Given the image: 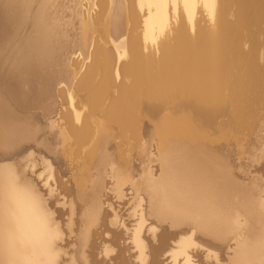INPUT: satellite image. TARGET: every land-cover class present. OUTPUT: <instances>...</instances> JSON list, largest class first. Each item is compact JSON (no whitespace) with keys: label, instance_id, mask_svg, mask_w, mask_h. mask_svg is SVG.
<instances>
[{"label":"bare ground","instance_id":"6f19581e","mask_svg":"<svg viewBox=\"0 0 264 264\" xmlns=\"http://www.w3.org/2000/svg\"><path fill=\"white\" fill-rule=\"evenodd\" d=\"M78 1L0 0V177L6 178L0 179V240L26 239L37 227L49 238L61 237L49 203L27 181L15 160L43 136L34 149L56 164L53 168L42 158L47 172L56 178L57 168L65 165V153L73 143L83 145L89 140L84 157L94 173L66 190L85 222L80 225L76 219H68V231L76 230L70 264L113 262L98 259L92 249L93 227L109 229L100 201L105 183L102 173L110 165L119 187L131 181L136 169L121 153L111 150L110 142L116 136L107 124L114 122L120 133L128 132L135 140L139 131L158 139V174L145 172L143 182H131L146 198L145 202L140 198L145 203L141 220L146 216L154 224L153 243L147 241L144 228L134 231L140 264H161L160 253L179 237L177 252L202 245L226 264H232L234 258L244 259L246 239L264 234V40L260 57V42L253 39L249 48L243 47L248 35L242 31L264 23V0H98L104 9L93 25L91 18L88 23L81 20L75 7ZM232 5L236 6V17L228 20ZM136 6L146 15L142 36L134 32L139 24ZM199 9L217 20L210 29L197 23ZM180 10L187 27L194 31L179 25L175 36L160 40L158 56L144 52L142 43L155 41L165 31L169 15L176 17ZM96 31L116 48L127 50L119 71L128 75L125 79L129 83L123 81L118 86L117 96L103 112L104 122L96 123L95 134L90 136L84 123L75 126V120L81 121L75 91L87 89L90 104L99 105L113 83L115 53L95 46L92 67L100 69L102 81L90 88L93 68L76 84L74 52L84 51ZM122 34L125 40L115 43ZM225 88L230 96L221 100L220 92ZM226 101L232 106L231 113ZM165 103L171 106L161 112ZM180 111L187 113L177 117ZM223 116L226 120L216 124ZM155 118L158 120L152 123ZM203 127L212 129V138L202 133ZM230 142L232 151L226 148ZM237 153L242 156L229 158ZM64 168L62 173L66 165ZM163 225L174 233L159 239L156 235ZM110 230L112 239L121 236V232ZM241 232L249 238H233ZM231 239H235V247L225 253ZM114 244L113 255L121 261L118 264H129L124 247ZM107 250L108 246L103 249ZM208 262L214 264L213 260ZM58 264H62L60 260Z\"/></svg>","mask_w":264,"mask_h":264},{"label":"rangeland","instance_id":"374dc122","mask_svg":"<svg viewBox=\"0 0 264 264\" xmlns=\"http://www.w3.org/2000/svg\"><path fill=\"white\" fill-rule=\"evenodd\" d=\"M75 3H76V1H75ZM105 3H108V2H105ZM75 5H76L75 7L78 6V9L80 11V12H78L79 13L78 15L79 16L81 15L80 18H83L81 20H84V21L86 20V22L88 23L87 19L91 18L89 20V22L91 21L92 25L94 23H96L93 19L96 20V18H98V15L101 14L103 11L101 9H104V8H102V4H100V2H98V0H79L78 3ZM235 9H236V6H234V5H232L231 8L229 9V12L227 14L228 20H233L236 17L235 16L236 15ZM136 11L139 13V24H138V27L136 28V30H134V32L142 36L143 32H144L143 20H144V17L146 15L143 14L137 6H136ZM170 12H171V10H170ZM106 13L107 12L105 11V14ZM79 16H78V19H79ZM196 19H197V23L200 26L205 27L207 29H210L211 25L217 21L215 19V17H211L204 10H200V9L197 10V12H196ZM92 21H93V23H92ZM179 25L186 26L187 30H190L191 32L194 31V28L191 29V28L187 27L189 25H187V21L185 20L184 15L180 10V11H178V14L176 17L169 15V21H168V25H167L165 31L163 33H160L157 36L155 41L154 40H146V42H144V44L142 43L143 51L144 52L150 51V52L154 53V55L156 54L158 56L160 54V50H159L160 40L163 39L164 37H167V36H170V37L175 36L176 31H177L176 28ZM76 27H77V25H76ZM76 30L77 29L75 28V33L78 34V30H77V32H76ZM243 33H247V35H248L247 40H245L242 44L243 47L249 48L251 46L252 40L257 39L260 42L259 43L260 47H259L257 52H258L259 56L262 57V55H263L262 40H264V23L255 24L251 28L243 30L242 34ZM92 35L94 36V38L90 37V43L88 44V46L86 47V49L84 51H82L80 49H75V52H74V58H75V64H76L75 72L77 74V75H75V79H76V84L78 83L77 86L81 83V80H83L85 78L86 74L91 70V68H93V70H92L93 72L91 75V79L89 77L90 82H88L89 83L88 86L91 88V86L93 87V85H95L94 82H96V84L99 85V82L102 81V78H101L102 76H100V69H99V71H97L98 68L96 69V67H92V65H93V63H92L93 62V54H94L95 46L101 45L105 48L106 47L110 48L113 51V53H115V58H114V70H113L114 75L112 76V78H113L112 82L113 83L110 85V87L107 91V95L104 96L103 100L99 103V105L92 106L90 104L89 97H86L88 95V93L85 92V91H88L87 89L77 88L80 91H78L77 89L75 91L74 99H75V103H76V109L79 112L80 117H81V121L75 120L74 122L76 124L75 123L74 124L77 127L78 126L81 127V125L83 126L82 123H84L85 127H87V129H85V131L89 130L88 132H89L90 136H94V134H95L96 125H97L96 123H98V122L103 123L104 122L103 112H104V110L107 109V107L109 106V103L117 96L116 94H118L117 93L118 92V86L123 81H125L123 83H129V81H127L125 79V76H126V78H128V75L124 76L119 71L122 62H124V60L126 59L125 54L127 53V50L124 48H116L114 43H112L108 39L101 38L100 36H98L97 31L94 33L92 32L91 36ZM125 38H126V35L122 34L115 40V43L120 42V41H124ZM91 39H93V40H91ZM229 96H230L229 90L227 88H225L220 92L219 97L221 100H224V99L228 100ZM226 102H227L226 109H227V111H229L231 113L232 106L230 105L229 101H226ZM170 106H171V103H165V105L162 106L161 112H163L164 109L168 110ZM185 113H187V112L186 111H180V112H178V114H176V116L177 117H184ZM226 118H227L226 116L217 118L216 124L224 122L226 120ZM157 120H158V118L153 119L152 123L156 122ZM222 120H224V121H222ZM44 125H45V123H44ZM107 126L111 130V132L115 133L114 136H116V137H113V139L110 142V145L113 144V146L111 147V150L115 149V152L121 153L124 156V158H127L129 160L128 161V162H130L129 164L134 169L136 168L137 170L136 169L134 170L131 167L135 171V174L132 175L131 181H129L130 184L127 183V181H126V183L129 185H127L124 182V184L123 183L119 184V187H117L118 185L116 184V180H115L116 177H114L113 172L111 171V166L109 165V166L105 167V170L107 172L105 171V173H102L105 183H104V186L102 188V192H101L102 194H101L100 201L102 200L101 205H102V208L104 209L103 212L104 213L106 212V214H104V217L106 218V215H107L106 219L103 217V219L105 220L104 224L107 226L109 225L108 226L109 229L103 230V225L102 226L96 225L93 227V229H92V242H93L92 246H93V248L92 247L91 248L96 252V257L98 259H102V258L107 259V258H109L108 256H111V255L113 256V254H114L113 248L117 247V246H115L114 243H117L118 246L124 247V253L123 254L127 259H129V264H140L141 260L139 258L138 249L135 247V244H134V236H133L134 231L136 230V228H139V226H140V229L144 228V229H142V231H143L145 237H148V238L153 237V235H152L153 230L151 229V227L154 224L152 223L151 219H149L146 216L144 217L145 221L141 220L140 215L144 214V212H145V209H144L145 203H143L140 200V198L141 199L144 198V200L142 199L144 202H145L146 198H145L144 192L142 190H140V189L134 187V185H132V183H133L132 181L135 180V182L137 184H140L141 182L144 181L143 177L145 176L146 173L151 172V174L153 173L154 176L158 174L159 167H160V162H159L160 150L158 149L159 148L158 139H157V137H155L153 135H151V136L149 134L145 135L139 131V134H140V135L138 134L139 138H138V136L136 137L139 140H137V139L135 140V138L133 137L135 140V141H133L132 136L128 132L121 131V133H120L119 132V126L117 124H115L114 122L108 123ZM203 128L204 129L202 130V133L205 134L206 136H209L210 138H212L211 137L212 129L210 127H207V128L203 127ZM45 134H46V132L43 135H45ZM229 134H231V132ZM47 135L48 134H46L45 136H47ZM42 137L41 138L39 137L40 140L38 138V140H36L35 144L32 143L31 148L27 149L25 151V153L20 154L21 158L17 156L18 157L17 159H19L20 161L17 160V161H19V162H17L15 160V163L19 167L20 171H22V169L25 171V178L27 179L28 182H31L33 187H35V189L38 191V194H41L43 200L46 201L47 203H49L50 212H51V214H53L52 215L53 216V218H52L53 223L55 225H57L61 230V235H60L61 237H60V240L58 243V249L60 248L59 249V260L61 261L62 264H70L72 261V257H73V251L72 250H74L73 241L75 238L74 232L76 230L74 229V231L71 233L68 231V229H67L68 219H69V222H70L71 218L73 220L76 219L77 223L80 225L84 224L85 222H84V220H82V216H80V214H78V213H80L79 212L80 211L79 206H77V204H75V206H74V201L70 202V200L72 201L73 197L70 193H67L66 190L69 187L75 188L76 185L78 183H80L79 181H82L84 178H87V176H89L90 173H92V175H93L94 172H93V168L91 166L92 164H89V162H86V159L84 157V150H85V148L88 147L90 142L88 140L83 145L79 144L78 142L73 143V146H72V149L70 150V152L65 153V157L67 156L66 159H64L65 157L62 158V159H64L63 163L66 161L64 163L67 167L65 173L61 172L62 169H65L64 168L65 165L63 164L64 165L63 167L57 168L58 173H56L57 174L55 176L56 178H54V175L52 176L47 172L45 165L43 163L45 161L42 160V158H44L45 160H49V162H50L49 164L51 166H53V168L57 167L56 164L53 163V161H51L50 157L47 156L44 152H40V151L34 149V148H36V147H34V145L38 147V144H36V143H39V145L41 144V142L43 140ZM230 140L232 141V139H230ZM230 143L231 144L226 145V148L228 147L227 150H230V148H231V151H232L233 147H234V146H232L233 142H230ZM60 146L61 145H59V146L57 145V147H60ZM41 148H43V147H41ZM32 151L34 152L33 154H31L32 156L31 155L27 156V154L32 152ZM111 152H114V151H111ZM127 156H129V157H127ZM241 156H242L241 153H237V154H233V156L231 154L229 158H231V159H232V157H235V158L238 157L239 158ZM10 161H11V163L14 162V160H10ZM14 166H15V164H14ZM82 170H84V171H82ZM108 172H109V174H108ZM21 173H24V172L22 171ZM143 173H144V175H142ZM141 175H142V177H141ZM66 176H68V177H66ZM138 180H139V183H138ZM56 181H57V183H56ZM57 184H60V185H57ZM64 187H65V189H64ZM133 188H134V190H133ZM140 203H142L143 205ZM71 204H72V206H71ZM68 207H69V209H68ZM73 207H76L75 208L76 211L73 209ZM70 208L73 209V212L71 211ZM141 208H142V211H141ZM74 211H75V213H74ZM140 211H141V213H140ZM106 221H107V223H106ZM109 221H110V223H109ZM73 227H74V225H73ZM65 229H66V231L64 233ZM110 229H115V231L121 232V236L117 237L116 240L112 239L111 234H110L112 232ZM66 232H67V234H66ZM157 232H158V230H157ZM244 235L247 236L246 238H249L248 234H243L242 232L238 233L233 238H236L238 240L242 239V238L245 239ZM179 238H181V237H179ZM178 239H176L174 241L175 243L173 242L174 245L173 246L171 245L169 247V249L165 252V256L168 257V259L163 264H201V263L204 264L205 261H206L205 264H208L209 263L208 261L213 263L212 260L214 261V264H226L224 262L216 260L213 256V254L210 253V251H212V250L209 248H206L202 245H196V246L192 245L189 248H187V251L177 252V246H176L177 244L176 243H177ZM234 242H235V239H231L227 248L224 249L225 253H231V251L235 247ZM111 243L113 244L114 247L112 246ZM94 246L96 248H94ZM106 246H108V250H107L108 254L103 251V249H105ZM197 257L200 260L202 258L204 260H201V262H199L197 260ZM207 258L210 260H208Z\"/></svg>","mask_w":264,"mask_h":264},{"label":"clouds","instance_id":"9594fccd","mask_svg":"<svg viewBox=\"0 0 264 264\" xmlns=\"http://www.w3.org/2000/svg\"><path fill=\"white\" fill-rule=\"evenodd\" d=\"M59 240V236L49 238L39 227L23 240L5 237L0 240V264H58ZM245 253L244 259L234 258L232 264H264V234L246 239Z\"/></svg>","mask_w":264,"mask_h":264},{"label":"water","instance_id":"95a60500","mask_svg":"<svg viewBox=\"0 0 264 264\" xmlns=\"http://www.w3.org/2000/svg\"><path fill=\"white\" fill-rule=\"evenodd\" d=\"M172 231H170L167 227H166V225H163V226H161L160 227V229H159V232L157 233V235H156V237H158L159 239H160V237L162 236V235H165V236H172L173 235V233H171ZM155 237V238H156ZM154 237H149L148 238V242L149 243H153V241H154V239H153ZM169 241L171 242V238L169 239ZM165 250V249H164ZM109 258H107V259H105V258H102V259H105V263H107V262H109V261H113V262H109V264H118V262H121L120 261V259L119 260H117L116 259V257H115V255H111V256H108ZM111 259V260H110ZM116 259V260H115ZM159 259H160V263L161 264H163L165 261H167V259H168V257H166L165 256V251H163L162 253H160V255H159Z\"/></svg>","mask_w":264,"mask_h":264}]
</instances>
